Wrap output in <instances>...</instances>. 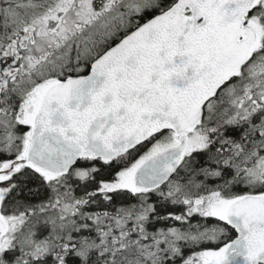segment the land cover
Masks as SVG:
<instances>
[{
  "label": "snow or ice",
  "instance_id": "1",
  "mask_svg": "<svg viewBox=\"0 0 264 264\" xmlns=\"http://www.w3.org/2000/svg\"><path fill=\"white\" fill-rule=\"evenodd\" d=\"M0 264H264V0H0Z\"/></svg>",
  "mask_w": 264,
  "mask_h": 264
}]
</instances>
